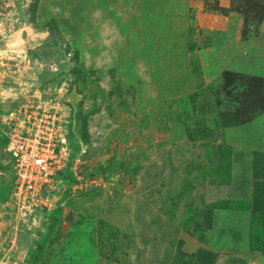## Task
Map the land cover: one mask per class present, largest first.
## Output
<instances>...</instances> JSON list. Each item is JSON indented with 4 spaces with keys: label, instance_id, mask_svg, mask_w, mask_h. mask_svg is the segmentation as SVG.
I'll return each mask as SVG.
<instances>
[{
    "label": "rangeland",
    "instance_id": "obj_1",
    "mask_svg": "<svg viewBox=\"0 0 264 264\" xmlns=\"http://www.w3.org/2000/svg\"><path fill=\"white\" fill-rule=\"evenodd\" d=\"M50 100L75 182L23 208ZM0 264H264V0H0Z\"/></svg>",
    "mask_w": 264,
    "mask_h": 264
},
{
    "label": "built area",
    "instance_id": "obj_2",
    "mask_svg": "<svg viewBox=\"0 0 264 264\" xmlns=\"http://www.w3.org/2000/svg\"><path fill=\"white\" fill-rule=\"evenodd\" d=\"M48 105L50 108L38 106L37 113L28 119V122H32L30 126L13 130L7 137L16 170L13 196L23 208L41 186L53 187L61 183L58 173L64 170L70 159L64 116L57 101L54 103V100H50ZM31 201H37V196ZM34 205L39 206L38 203Z\"/></svg>",
    "mask_w": 264,
    "mask_h": 264
},
{
    "label": "trees",
    "instance_id": "obj_3",
    "mask_svg": "<svg viewBox=\"0 0 264 264\" xmlns=\"http://www.w3.org/2000/svg\"><path fill=\"white\" fill-rule=\"evenodd\" d=\"M71 163V162H70ZM69 166H70V164H69ZM67 169H69V167L68 168H66V169H64V170H62V171H60L59 173H58V179L61 181V182H69V183H74L75 182V179L72 177V173H70V174H67Z\"/></svg>",
    "mask_w": 264,
    "mask_h": 264
}]
</instances>
